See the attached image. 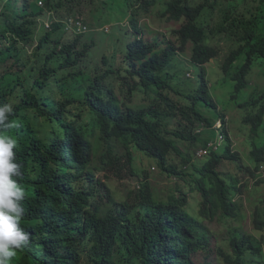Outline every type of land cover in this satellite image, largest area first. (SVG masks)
<instances>
[{"label":"trees","instance_id":"1","mask_svg":"<svg viewBox=\"0 0 264 264\" xmlns=\"http://www.w3.org/2000/svg\"><path fill=\"white\" fill-rule=\"evenodd\" d=\"M38 1L41 6H37ZM74 2L34 0L26 27L12 22L17 0H0V95L8 96L12 101L19 100L8 114L6 123L11 127L6 133L18 127L20 154L37 152L46 144L52 118L59 112L61 117L69 113L71 122L67 128L72 131L77 150L75 160L70 161L74 167L55 160L51 173L53 183L48 199L60 213L54 214L53 224L43 226L52 237L53 258L49 264H192V254L210 248L209 234L202 228L201 219L186 208L188 194L182 193L180 198L171 196L167 203H157L150 197L147 185L136 195L133 204L115 202V208L103 215L101 206L105 199L112 202V192L106 181L96 174L108 172V168L117 169L124 159V166L136 175L133 150H137L155 161L171 178L184 177L185 180L189 177L187 184L194 186L190 192H196L202 198L200 215L205 219L217 214L223 220L237 218L233 198L239 192L238 180L229 181L218 170L224 162L239 159L238 154L232 153L233 144L225 133L224 117H220V122L225 141L218 149L208 147L216 141L218 132L214 129L215 120L202 112V108L216 110L207 94L204 66L216 57L218 48L208 45L206 40L208 35H223L238 44V49L231 50L226 58L223 71L234 70L232 79L237 82L236 90L246 89L255 61L264 58V0H204L196 5L191 0H105L92 14L94 18L95 15L108 16L106 23L117 22L118 25L111 29V36L114 31L125 36V40H119L122 45L112 55L116 58L118 53L125 54V65L118 71L105 56L101 59L104 69L83 70L88 50L93 45V41L83 43L90 30L81 19L87 30L78 33L74 29L75 34H72L66 29V22L77 18L68 17L65 22L63 15H59L63 12L69 15ZM219 4L222 20L214 27H205L207 12ZM126 8L137 18L157 13L168 21L183 23L175 32L179 42L177 50L182 52L188 44L193 45L190 62L194 74H198L197 89L184 81L181 85L187 90H175L174 84L180 82L181 76L180 61L174 60L178 56L177 50L170 43L163 46L143 39L139 21L129 19ZM112 14H117V18ZM45 18L52 21L49 30L38 22ZM125 19L129 23L122 26ZM103 26L105 21H100L95 28L101 31ZM65 35L73 37L65 40ZM33 40H37L38 47L31 49V58L26 61L24 58L27 49L33 46ZM31 59L35 61L30 63ZM46 62L51 64L46 66ZM116 77L124 87H129L125 101L112 86ZM142 90L148 95H157V107L145 109L130 105L133 93ZM171 93L184 103L183 118L190 119L188 110L193 126L204 125L203 140L184 133L167 132V135L200 143L202 148L208 149L203 163L192 164L191 159L184 158V165L192 164L193 173L179 171L169 164L172 152L181 155L175 141L163 135L165 118L176 116L178 110L169 97ZM162 105L170 111H160ZM239 108L246 111L243 124L249 128L254 147L251 158L255 172H260L264 165V92L250 96V100L240 104ZM112 143L124 150L123 157L114 156ZM103 144H107L108 152L101 155V163L97 164L95 157L97 159ZM247 172L255 178V172L248 169ZM117 176L120 178V174ZM261 185L263 183H257V186ZM177 192H180L179 188ZM254 225L257 231H263L264 223L257 212ZM31 226L34 240L18 253L15 264H29L43 251L39 228ZM262 251L261 243L255 238L237 234L226 249L215 251V257L218 264H260L257 259Z\"/></svg>","mask_w":264,"mask_h":264},{"label":"rangeland","instance_id":"2","mask_svg":"<svg viewBox=\"0 0 264 264\" xmlns=\"http://www.w3.org/2000/svg\"><path fill=\"white\" fill-rule=\"evenodd\" d=\"M105 0H75L72 11L69 15L66 12L60 13L63 15V20L68 17L77 18L83 20L90 30L85 37L84 44H90L93 41V45L88 50V56L83 66V70L92 71L95 68L104 69L101 65L102 57H107V60L112 64V68L115 71L124 67L123 52L117 54L116 58L114 55L117 47H120L122 43L119 40H125V36L122 32L114 31L113 36L111 29L118 25L117 22L108 21V16H99L92 14L94 11L99 9ZM165 2L166 0H161ZM193 3L200 4L204 0H191ZM157 9H161L158 6ZM126 15L130 18L137 19L140 27L142 28V38L146 41L156 42L161 45L170 43L176 50L179 47L178 39L175 32L178 31L183 23L168 21L167 18H162L161 15L155 13L150 16L143 14L141 17H134L131 9L126 8ZM113 17L117 18V14H112ZM223 18V12L221 5H217L214 9H210L204 19L205 27H214L219 24ZM105 21V26L101 28H95L96 23ZM129 20L125 19L121 25H127ZM116 30H119L117 28ZM70 34V33H69ZM208 35V33H207ZM73 36H66L65 40L71 39ZM206 43L213 45L218 48L217 55L208 64L204 66L205 78L208 82L207 94L212 98L213 103L216 106V110L208 111L202 108V112L206 117L215 120V126L221 121L220 117H224L226 123V134L232 141V153L238 154L236 162H224L219 167V172L227 177L229 181L237 179V190L233 198V203L237 207V218L223 220L218 214L211 219H205L200 215V209L202 204V198L198 193H191L190 190L194 187L187 184L189 177L178 178L170 177L164 173L156 164L155 161L149 160L145 155L133 150L135 160L133 163V170L137 173L136 175L130 172V169L124 166V159L121 162V166L117 169L108 168V172L100 171L96 174L99 179L106 181V184L112 192V202L108 203L105 199L101 206V213L107 214L115 206L113 203H123L129 201L131 204L134 203L136 195L139 191L145 190L146 186L149 187L150 197L157 203H167L171 196L176 198L182 197V193L188 194V202L186 208L192 213V215L199 217L201 220V226L204 230H207L209 234V251H199L194 253L190 257L192 264H218L216 262V253L221 248L226 249L230 240L235 235L253 237L261 243L263 248L262 254L258 256L257 262L264 264V229L263 231H257L254 225L255 213L257 212L260 216V220L264 223V172H255V164L251 158V152L254 147L251 143L249 128L243 124L244 115L246 111L240 109V104L247 103L250 100V96H259L264 92V58L259 59L252 70V73L247 78L249 86L241 92L236 90V81H233L232 76L235 71L231 70L229 73L223 71L226 58L230 53V49L233 48V44L224 36L222 37H210L208 35ZM126 45V44H125ZM52 47V44H51ZM82 45L79 46V50ZM125 48V46H124ZM178 56L174 57V60L179 59L180 66L178 69L181 70L180 82L174 84L175 90L183 92L187 90L186 87L182 88L181 82L187 81L192 83V87L197 89V75L194 74L192 63L190 62L193 54V45L188 44L182 52H178ZM201 69V68H200ZM196 73V70H195ZM199 77V76H198ZM195 78V80H194ZM192 79V80H191ZM200 81V80H198ZM129 85L132 86V82L128 79ZM177 84V85H176ZM112 86L115 88L116 94L120 99L125 101L129 96V87H124L116 77L112 81ZM253 94V95H252ZM170 99L177 107L175 111L176 116L172 115L165 118L163 122V135L171 138L176 143V147L180 151L181 155L176 152H172L169 157V164L176 166L179 171L193 173L192 164L203 163L207 158L206 153L199 154L202 145L200 143H193L192 141H183L173 136L167 135V132H179L192 137H200L204 139L202 135L204 125L193 126L192 114L187 110V114L190 119L183 118L181 109L184 103L174 94H170ZM130 105L134 108H151L157 107L156 102L158 97L155 93L146 94L144 90L134 92L131 97ZM179 100L182 104L179 103ZM159 103V102H158ZM160 111L169 112L165 105L161 106ZM199 126V127H198ZM218 136H220V131ZM225 140V135H224ZM222 145V144H221ZM114 147V156L123 157L124 150L116 144L112 143ZM108 146L103 144L100 146L95 157V163H101V155L107 154ZM184 158L191 159L192 164L188 166L184 165ZM206 158V159H205ZM262 168V167H261ZM260 168V169H261ZM251 170L255 172V178H253L248 172ZM120 174V178L117 176ZM105 179L104 177H107ZM261 182L263 185L257 186V183ZM143 187V188H142ZM177 188L180 192H177Z\"/></svg>","mask_w":264,"mask_h":264},{"label":"clouds","instance_id":"3","mask_svg":"<svg viewBox=\"0 0 264 264\" xmlns=\"http://www.w3.org/2000/svg\"><path fill=\"white\" fill-rule=\"evenodd\" d=\"M32 3L34 0H17V9L12 22L22 23L27 27L30 22L28 12ZM38 3L39 1L36 2L37 6H41ZM48 15L52 17L51 14ZM70 20L81 23L82 21L79 19L67 20L66 29L69 30L72 25L73 28L69 31L75 34L76 26L70 23ZM38 22L43 24L45 30H49L52 23L47 18L38 19ZM222 36L216 35L215 37ZM231 43L233 48L230 51L237 50L238 44ZM31 45L33 46L27 49L26 58H24L26 61L31 58V49L38 47L37 40H33ZM33 61L35 60L31 59L30 63ZM49 64L51 63L46 62V66ZM22 67L23 65L20 69ZM18 103L19 100L12 101L8 96L0 95V264L16 263L18 253L26 249L29 243L34 240V230L31 225L39 228L43 251L36 254L29 264H49L53 258L50 247L52 237L43 230V226L53 224L54 214L60 213L58 209L55 210L54 203L48 199L53 183L51 173L55 160L74 167L70 161L75 160L77 150L72 141V131L67 128L71 122L70 114L66 113L64 117H61V112H59L52 118L46 144L37 152L21 155L20 141L16 135L18 127L6 133V130L11 127V124L6 123L8 114L11 112V108ZM214 129L221 133L215 142H211L215 143L218 149L225 141L222 123L219 122ZM260 172H264V165Z\"/></svg>","mask_w":264,"mask_h":264},{"label":"built area","instance_id":"4","mask_svg":"<svg viewBox=\"0 0 264 264\" xmlns=\"http://www.w3.org/2000/svg\"><path fill=\"white\" fill-rule=\"evenodd\" d=\"M38 4H41V3L39 2ZM70 23H72V24H74V25L76 26V30H77V32H84V31L86 30V27L83 26L82 23H81L80 21H76V22H74V21L70 20ZM72 28H73V26L70 25L69 30H72ZM208 147H209V148L217 149V146H216L215 143H211V144H209ZM201 153H206V155H207V154H208V149L201 148V149L199 150V154H201ZM206 155H205V156H206Z\"/></svg>","mask_w":264,"mask_h":264}]
</instances>
